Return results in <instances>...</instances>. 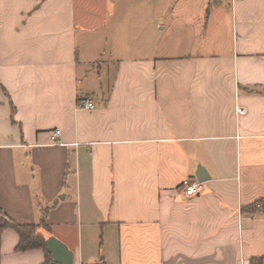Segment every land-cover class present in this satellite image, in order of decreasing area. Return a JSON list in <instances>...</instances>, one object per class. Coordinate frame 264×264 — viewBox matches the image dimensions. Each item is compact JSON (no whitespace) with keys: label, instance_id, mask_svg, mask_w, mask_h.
Masks as SVG:
<instances>
[{"label":"crops","instance_id":"0c3cea01","mask_svg":"<svg viewBox=\"0 0 264 264\" xmlns=\"http://www.w3.org/2000/svg\"><path fill=\"white\" fill-rule=\"evenodd\" d=\"M263 202L264 0H0L9 218L47 209L72 264H251ZM20 240L0 264L46 261Z\"/></svg>","mask_w":264,"mask_h":264},{"label":"trees","instance_id":"16d2710c","mask_svg":"<svg viewBox=\"0 0 264 264\" xmlns=\"http://www.w3.org/2000/svg\"><path fill=\"white\" fill-rule=\"evenodd\" d=\"M254 210H260L264 213V202L258 206L254 207ZM4 222L2 223V220ZM5 228H13L21 237L20 243L18 244L16 250L26 252V250L33 249H44L46 251V261L43 264H53L52 253L48 251L46 246L47 237L44 235L43 230L50 232L51 223L48 220V210L46 209L43 213V217L39 224H25L15 222L11 217L9 218L3 208L0 207V232ZM251 264H264V256L254 258Z\"/></svg>","mask_w":264,"mask_h":264},{"label":"built area","instance_id":"2783aa9c","mask_svg":"<svg viewBox=\"0 0 264 264\" xmlns=\"http://www.w3.org/2000/svg\"><path fill=\"white\" fill-rule=\"evenodd\" d=\"M78 107L81 109H94L95 104L88 98H81L78 102ZM239 110V109H238ZM60 130H55L53 134L54 142L59 143L57 138L60 135ZM179 188L188 196H193L200 194L204 189V183L201 181H198L195 178H187L182 182V184L179 186Z\"/></svg>","mask_w":264,"mask_h":264},{"label":"water","instance_id":"95a60500","mask_svg":"<svg viewBox=\"0 0 264 264\" xmlns=\"http://www.w3.org/2000/svg\"><path fill=\"white\" fill-rule=\"evenodd\" d=\"M48 251L53 254L54 262L61 264H72L74 253L68 246L57 236H51L46 240Z\"/></svg>","mask_w":264,"mask_h":264},{"label":"rangeland","instance_id":"374dc122","mask_svg":"<svg viewBox=\"0 0 264 264\" xmlns=\"http://www.w3.org/2000/svg\"><path fill=\"white\" fill-rule=\"evenodd\" d=\"M168 34V33H167ZM170 35V34H169ZM169 38H172V37H170V36H168Z\"/></svg>","mask_w":264,"mask_h":264}]
</instances>
